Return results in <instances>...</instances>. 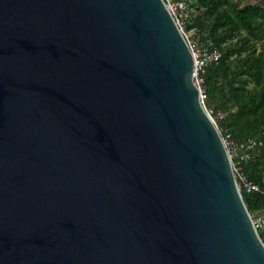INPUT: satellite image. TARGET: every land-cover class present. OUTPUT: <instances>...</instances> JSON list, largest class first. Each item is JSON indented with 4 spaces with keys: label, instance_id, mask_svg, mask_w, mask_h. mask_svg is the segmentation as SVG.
<instances>
[{
    "label": "water",
    "instance_id": "1",
    "mask_svg": "<svg viewBox=\"0 0 264 264\" xmlns=\"http://www.w3.org/2000/svg\"><path fill=\"white\" fill-rule=\"evenodd\" d=\"M0 264H264L163 0H0Z\"/></svg>",
    "mask_w": 264,
    "mask_h": 264
},
{
    "label": "trees",
    "instance_id": "2",
    "mask_svg": "<svg viewBox=\"0 0 264 264\" xmlns=\"http://www.w3.org/2000/svg\"><path fill=\"white\" fill-rule=\"evenodd\" d=\"M198 3L193 23L187 28L195 26L199 42L212 44L221 52L219 61L209 64L201 73L205 107L214 113L228 112L225 123L228 128L221 121L218 125L235 141L248 138L262 141L244 171L264 191V0L255 3L198 0ZM241 31L245 35L234 43ZM256 42H260L259 50L252 44ZM241 191L253 217L264 211L262 192L242 187ZM258 233L263 239L264 232Z\"/></svg>",
    "mask_w": 264,
    "mask_h": 264
},
{
    "label": "built area",
    "instance_id": "3",
    "mask_svg": "<svg viewBox=\"0 0 264 264\" xmlns=\"http://www.w3.org/2000/svg\"><path fill=\"white\" fill-rule=\"evenodd\" d=\"M163 2L174 18L177 26L180 28L192 51L194 58V80L200 89V99L205 105L204 100L206 94L200 87L202 82L201 73L204 72L209 64L219 61L221 52L212 44L200 43L197 28L195 26L187 28L188 25H192L193 16L197 13L198 0H163ZM215 124L222 136L239 187L244 188L246 191H257L264 194L260 186L249 180L244 171V166L252 160L253 151L262 145V141L254 138L235 141L229 132L225 131L216 122ZM252 220L257 231L261 230L264 232V211L254 217L252 216ZM262 241L264 243V238Z\"/></svg>",
    "mask_w": 264,
    "mask_h": 264
},
{
    "label": "rangeland",
    "instance_id": "4",
    "mask_svg": "<svg viewBox=\"0 0 264 264\" xmlns=\"http://www.w3.org/2000/svg\"><path fill=\"white\" fill-rule=\"evenodd\" d=\"M238 1H240L241 3H244V2L255 3V2H258L260 0H238ZM223 6H227V4H224ZM244 35H245V33L243 31H241V33L236 36L234 43H236V42L238 43L240 38H242V36H244ZM252 44H254L257 47V49L259 50L260 42H256V43H252ZM232 58H234V56ZM200 87H201V89H203L205 91V88H204L202 82H201V86ZM208 111L210 112V114L212 115V117L214 118V120H215V122L217 124H219L220 123L219 121H221V122H223L224 128H228L227 124H225V123H227V120H228V117H227L228 112L218 111V112L214 113V112H212L211 109H208Z\"/></svg>",
    "mask_w": 264,
    "mask_h": 264
}]
</instances>
